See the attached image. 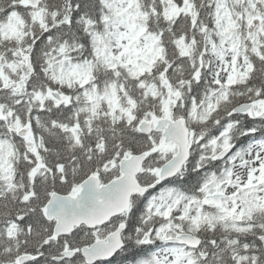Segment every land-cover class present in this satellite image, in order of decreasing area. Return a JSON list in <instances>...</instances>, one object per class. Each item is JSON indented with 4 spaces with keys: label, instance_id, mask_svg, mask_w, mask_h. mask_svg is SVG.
<instances>
[{
    "label": "snow or ice",
    "instance_id": "obj_1",
    "mask_svg": "<svg viewBox=\"0 0 264 264\" xmlns=\"http://www.w3.org/2000/svg\"><path fill=\"white\" fill-rule=\"evenodd\" d=\"M0 264H264V0H0Z\"/></svg>",
    "mask_w": 264,
    "mask_h": 264
}]
</instances>
